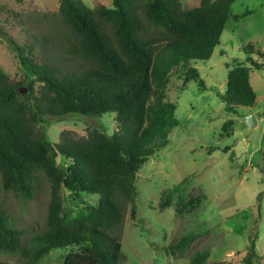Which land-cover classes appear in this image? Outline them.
Listing matches in <instances>:
<instances>
[{
  "label": "trees",
  "instance_id": "obj_1",
  "mask_svg": "<svg viewBox=\"0 0 264 264\" xmlns=\"http://www.w3.org/2000/svg\"><path fill=\"white\" fill-rule=\"evenodd\" d=\"M58 1V11L41 13L38 33L25 43L9 38L27 77L38 86L27 82V92L18 93L23 82H12L0 70V186L26 202L39 191L38 174L48 182L44 226L29 237L0 206V252L19 254L30 264L65 248L62 264H123L128 204L136 218V174L167 145V126L177 124L175 105L165 94L170 72L210 57L235 0H200L189 9L180 0H112L95 7L82 0ZM243 50L250 65L230 67L222 95L230 113L256 100L249 70L261 64L251 54L264 59V51L250 44ZM184 76L203 88L196 68L188 67ZM108 112L115 113L111 134L94 128L73 137L63 130L57 142L45 134L49 118ZM234 121L226 120L222 129ZM62 188L75 199L84 194L96 199L64 208ZM181 247L178 242L171 248ZM254 247L251 243L243 264L255 263ZM208 257L197 252L187 264H209Z\"/></svg>",
  "mask_w": 264,
  "mask_h": 264
},
{
  "label": "rangeland",
  "instance_id": "obj_2",
  "mask_svg": "<svg viewBox=\"0 0 264 264\" xmlns=\"http://www.w3.org/2000/svg\"><path fill=\"white\" fill-rule=\"evenodd\" d=\"M86 5L109 6L112 0H82ZM185 9L200 0H180ZM58 0H0V70L12 82H34L9 38L25 43L41 27V13H56ZM231 14H242L226 21L219 44L207 60H194L175 66L165 90L166 100L175 105V126H167L168 143L145 160L136 174V218L130 204L124 217L121 245L127 259L123 264H187L197 252H207L209 264H243L242 258L254 244V264H264V59L255 52L251 57L261 64L251 67L249 82L256 100L252 107L237 112L225 111L222 95L227 72L235 64L250 65L243 47L253 45L264 51V0H235ZM188 67L196 68L198 80H185ZM38 86V82H34ZM252 114L256 126L245 123ZM235 121L222 129L223 123ZM44 126L50 141L57 142L60 132L73 137L85 136L92 129L111 134L116 129L115 113L101 116L68 115L49 118ZM61 161V158L58 157ZM36 197L23 201L0 186V206L25 230L26 237L43 228L48 202V182L42 174ZM64 208L92 202L96 195L75 199L62 188ZM165 203V204H164ZM182 242L180 250L172 246ZM68 249H53L30 264H62ZM19 254L0 252V261L24 264Z\"/></svg>",
  "mask_w": 264,
  "mask_h": 264
},
{
  "label": "water",
  "instance_id": "obj_3",
  "mask_svg": "<svg viewBox=\"0 0 264 264\" xmlns=\"http://www.w3.org/2000/svg\"><path fill=\"white\" fill-rule=\"evenodd\" d=\"M16 91L18 93H25V92H27V88L26 87H18V88H16ZM245 123H246V125H248L250 127L256 126V121H255V118L252 114H248L245 116Z\"/></svg>",
  "mask_w": 264,
  "mask_h": 264
}]
</instances>
